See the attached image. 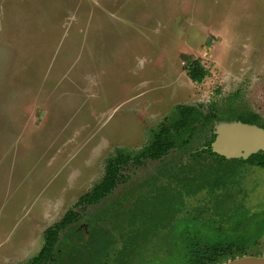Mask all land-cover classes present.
I'll return each instance as SVG.
<instances>
[{
    "label": "rangeland",
    "instance_id": "1",
    "mask_svg": "<svg viewBox=\"0 0 264 264\" xmlns=\"http://www.w3.org/2000/svg\"><path fill=\"white\" fill-rule=\"evenodd\" d=\"M180 106L264 121V0H0V264H27L108 159L139 154ZM203 133L127 166L49 264H186L190 239H230L235 215H264L262 168L241 166L230 194L188 192L221 173L192 158ZM252 250L264 256V237Z\"/></svg>",
    "mask_w": 264,
    "mask_h": 264
},
{
    "label": "trees",
    "instance_id": "2",
    "mask_svg": "<svg viewBox=\"0 0 264 264\" xmlns=\"http://www.w3.org/2000/svg\"><path fill=\"white\" fill-rule=\"evenodd\" d=\"M186 70L190 79L195 83H201L208 73L199 60H194L190 63ZM223 120L258 124L264 128V121L261 116L253 112L235 114L233 111H230L228 116L222 118L216 114H205L196 106H180L179 117L173 122L163 125L153 137L152 142L139 154L131 156L125 153H118L108 159L105 174L101 181L91 191L83 194L61 220L44 231V244L41 250L27 264H49L53 261L57 255L61 233L80 220L79 209L85 210L88 206L97 205L111 195L123 181V170L127 166L132 164L143 165L145 161H158L166 158L172 150L188 146L198 131L209 132V128L211 127L212 131H214L215 122ZM214 138L215 135H212V139L206 143L208 148L194 153L192 158L197 161H204L206 157L214 158L219 165H208L212 166L213 169L219 170L221 173L216 178L192 179L193 182L186 187L189 189L188 192L190 194L201 192L202 190L215 193V189L212 187H215L214 183L217 182V188H221L227 194H230L228 191L231 190V184L233 185L230 182L235 179V174H237L236 165L249 163L264 168V151L250 157L248 160H227L212 151L211 143ZM197 164L204 166L200 161ZM230 168H234L235 173H230L229 171L232 170ZM227 174H229V177H224ZM223 180L230 182L229 184L228 182L223 184ZM262 215L252 214L247 216L244 213L238 216L235 215L234 217L237 221L235 222L234 231L237 232L233 236L229 235L230 239L222 237L214 241V238L206 237L202 243L194 241V238L190 239L192 243L189 245V252H187L188 261H186V264H220L228 260L247 256L250 253H255L252 249L256 248L264 237V215ZM239 231L241 233H238Z\"/></svg>",
    "mask_w": 264,
    "mask_h": 264
},
{
    "label": "water",
    "instance_id": "3",
    "mask_svg": "<svg viewBox=\"0 0 264 264\" xmlns=\"http://www.w3.org/2000/svg\"><path fill=\"white\" fill-rule=\"evenodd\" d=\"M212 151L221 157L248 160L264 151V128L241 121H224L215 126ZM220 264H264V256H244Z\"/></svg>",
    "mask_w": 264,
    "mask_h": 264
},
{
    "label": "flooded vegetation",
    "instance_id": "4",
    "mask_svg": "<svg viewBox=\"0 0 264 264\" xmlns=\"http://www.w3.org/2000/svg\"><path fill=\"white\" fill-rule=\"evenodd\" d=\"M225 120H223V121H220V122H224ZM242 122V121H241ZM258 125V124H257ZM216 126V125H215ZM260 126V125H259ZM260 127H262V126H260ZM263 128V127H262ZM210 130H211V132H210ZM207 135H209V137H208V139L205 141V144L202 146V147H200L198 150H196L194 153H196V152H198V151H202L203 149H207L208 148V146H206V143L209 141V140H211L212 139V135H215V127H214V131H212V127L211 128H209V132H205ZM204 134V133H203ZM215 138H216V135H215ZM215 138H214V140H215ZM213 140V141H214ZM212 144V143H211ZM175 150V149H174ZM173 151V150H172ZM261 152V151H260ZM216 154V153H215ZM258 154V153H257ZM218 155V154H217ZM220 156V155H219ZM162 160V159H161ZM231 160H233V159H231ZM144 164H145V162H144ZM143 164V165H144ZM217 165H219L218 163H216ZM143 165H137V166H143ZM241 166H253V167H258V168H262V167H260V166H257V165H252V164H249V163H245V164H238V165H236L235 166V169L237 170V174H235L236 176H235V182L236 181H238V177H239V174H238V171L239 172H241L242 170H241ZM262 169H264V168H262ZM238 178V179H237ZM234 184V183H233Z\"/></svg>",
    "mask_w": 264,
    "mask_h": 264
}]
</instances>
